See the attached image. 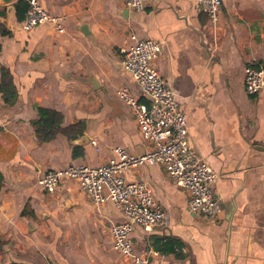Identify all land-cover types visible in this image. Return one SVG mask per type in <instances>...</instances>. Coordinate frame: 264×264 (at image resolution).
Wrapping results in <instances>:
<instances>
[{
	"label": "crops",
	"instance_id": "1",
	"mask_svg": "<svg viewBox=\"0 0 264 264\" xmlns=\"http://www.w3.org/2000/svg\"><path fill=\"white\" fill-rule=\"evenodd\" d=\"M17 1L0 3V84L3 69L14 90L8 103L0 92V264H129L113 250L110 229L122 214L110 201L96 208L75 181L48 193L37 180L114 163L115 147L147 151L116 96L126 89L148 103L121 68L133 35L160 45L153 66L185 110L189 148L217 175L220 205L208 221L188 210V194L160 166L124 171L167 216L149 233L134 226V253L156 264H264V88L247 96L243 87L248 65L264 67V0H222L214 49L196 0H145L142 12L125 0H37L60 29L46 22L31 31L15 16ZM39 107L81 134L38 144Z\"/></svg>",
	"mask_w": 264,
	"mask_h": 264
},
{
	"label": "built area",
	"instance_id": "2",
	"mask_svg": "<svg viewBox=\"0 0 264 264\" xmlns=\"http://www.w3.org/2000/svg\"><path fill=\"white\" fill-rule=\"evenodd\" d=\"M199 11L207 17L206 29L216 48L215 30L220 21L222 0H196ZM28 10L22 22L24 31L58 21L51 18L37 0H28ZM128 10L142 12L145 0H125ZM132 44L123 52L121 68L138 85L147 104L137 102L126 89L116 92L117 98L130 109L148 148L140 155L129 154L115 147L117 161L99 167L69 166L51 170L37 180V185L52 193L65 181H75L80 191L98 208L107 201L122 214V220L111 229L113 250L129 264H156L134 253L132 231L134 226L149 233L167 224V216L153 198L151 189L144 183H126L123 172L143 166L158 165L166 177L189 196L188 210L208 221L218 218L220 205L211 187L217 175L189 148L187 117L179 108L173 89L161 79L153 61L161 52L160 45L152 40L131 36ZM243 87L247 96H254L264 88V67L248 65L244 69ZM1 110V99H0ZM96 146L94 141L90 142ZM177 251V250H176Z\"/></svg>",
	"mask_w": 264,
	"mask_h": 264
},
{
	"label": "trees",
	"instance_id": "3",
	"mask_svg": "<svg viewBox=\"0 0 264 264\" xmlns=\"http://www.w3.org/2000/svg\"><path fill=\"white\" fill-rule=\"evenodd\" d=\"M13 7L16 18L22 22L29 7L28 0H18L13 4ZM10 85L11 75L8 71L2 69L0 92L4 103L11 101L14 95V90L10 88ZM36 111V118L31 122V126L38 144L48 143L54 140L58 134H63L71 139L81 134L80 126L62 128V116L57 111L41 107L37 108Z\"/></svg>",
	"mask_w": 264,
	"mask_h": 264
},
{
	"label": "water",
	"instance_id": "4",
	"mask_svg": "<svg viewBox=\"0 0 264 264\" xmlns=\"http://www.w3.org/2000/svg\"><path fill=\"white\" fill-rule=\"evenodd\" d=\"M13 1H15V0H0V3L1 4H7V3H11V2H13ZM88 140V142H89V139H87Z\"/></svg>",
	"mask_w": 264,
	"mask_h": 264
}]
</instances>
